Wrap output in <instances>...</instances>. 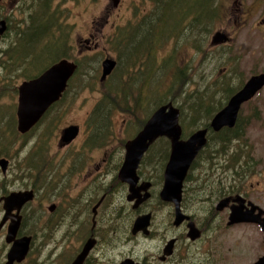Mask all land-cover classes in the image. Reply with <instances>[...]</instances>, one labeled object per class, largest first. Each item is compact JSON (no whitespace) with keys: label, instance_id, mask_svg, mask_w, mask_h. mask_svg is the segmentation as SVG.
Masks as SVG:
<instances>
[{"label":"rangeland","instance_id":"rangeland-1","mask_svg":"<svg viewBox=\"0 0 264 264\" xmlns=\"http://www.w3.org/2000/svg\"><path fill=\"white\" fill-rule=\"evenodd\" d=\"M224 1H226V21L223 20ZM234 1L217 0L218 14L211 29L205 31L204 36L195 29L189 41L171 38L156 49L153 80L157 84L162 79L157 89L162 88L163 83L178 74L180 77L187 78V86L190 90L194 91L199 88L200 91H203L200 107L216 108L219 101H222V105L226 103L227 98L225 96H228V88L236 90L253 72L261 68L264 69V25L259 26V20L264 10V0H238L241 1L242 24L233 23L234 13H236L232 10L236 7L232 5ZM55 5V9L60 12L62 30L69 35L68 39L72 47L71 56L73 58L83 56L90 58L93 56V59L86 61L90 60L94 67L95 64H98L94 71L96 76L91 79L92 87L80 88L83 84L81 78L74 79L64 96L52 108L51 116L42 119L27 136H22L20 139V135L17 136L16 132L14 135L6 134L7 144L1 145L0 154L11 160L6 181L8 191H13L16 189L15 187L20 186L21 179L17 178L18 176L25 172L30 173L31 166L29 165L28 168L24 166L27 162L23 160L28 156L30 159L38 157L40 170H45L51 176L58 174L64 178L67 170H72L71 175H73L75 170L79 168V164H86L85 167L88 169L89 163L92 165L101 163L102 154L106 153L105 169L107 167L112 169L108 170L107 173L103 170V174L104 178L106 174L109 178L114 174L121 154L124 153V143L141 129L138 124L139 120H145L147 117V108L141 109L139 107L137 110L132 108L133 113L122 112L121 110L113 111L110 115L113 135L107 136L103 144L102 142H95L94 145L88 143L91 128L87 126V118L102 93L101 83L103 81L99 78L101 74L100 63L105 57H112L117 63V51L113 49L112 46L114 45L110 43L109 39L115 38L116 32L122 27L132 28L134 22L152 9L153 2L151 0H56ZM225 22L226 32H230L232 37L229 45H226V48H210L206 43L215 31L213 28L218 25L219 29H222ZM195 35H197L200 43L198 50L201 52L199 54L196 53L192 45ZM225 50H229L230 54L228 69L224 68L226 67ZM6 60L9 59L6 58ZM7 61L6 70L3 69L5 92L4 96L0 98V105L6 110L8 116L11 113L10 118L8 117V123H10L12 112L17 108L18 85L25 78L24 75H16L12 71V67L7 65ZM145 78H148V73L144 75ZM188 103L191 104L192 102L188 101ZM204 118L201 119L204 122L209 123L211 120L206 115ZM70 124L79 125L80 132L69 146H59L61 131ZM201 127L203 125L197 126L194 130ZM234 128H236L238 136L230 138L227 142L226 155H217L213 158L216 166H212L210 164L212 161H207L205 156L214 146L211 143L209 145L211 149L207 147L205 152L196 159L197 164L189 167V177L185 180L184 207L187 212L194 215L201 227H205L203 239L188 246V255L195 253L198 258L203 256L209 264H253L257 257L264 254L262 242L264 233L254 223L227 225L228 217L225 211L218 214L215 223H212L211 220L213 205L216 204V190L221 185L224 188L227 184V181L223 180L224 175L233 174L235 169L240 174L244 172L237 167L240 166L242 155L253 154L254 156V160H249L256 165L249 170L254 169L256 174L246 183V189H249L250 199L264 208V87L251 101L242 105L238 125ZM191 132L186 135L188 136ZM226 134L229 132L226 131ZM214 138L216 139L215 136ZM83 154L87 155L85 159L80 156ZM233 154L238 158L234 163V169L230 167V170L226 169V172L222 174L217 164L222 162L223 157L231 159ZM147 158L150 159L144 161L139 170L144 175L159 176L158 171L162 164V153H160L159 147H155ZM245 176H247V171ZM236 177L242 179L239 174H236ZM219 179L223 182H220ZM249 183L252 186H249ZM213 186L215 189L211 192ZM47 187L44 192L40 189L41 192H38L35 202L31 203L39 216L38 223L41 228L40 232L43 234L42 238L39 237L38 240L40 247H38L37 254L33 255L34 257L36 255L35 260L37 262L35 264H48V251L52 246L51 239H60L59 234L64 231V226L60 224H56L55 229H43L48 216L47 206L51 204L50 202L57 200V195L64 193L63 183L55 191L54 188L49 187L47 189ZM154 187L153 194H155L156 189H159V185L156 183ZM116 195L120 207V204L126 201L124 192L118 191ZM157 201L159 200L155 195L148 204L141 208L145 212L152 211L155 214L152 224V230L155 234L146 241L139 238L135 244L136 247H134L138 251L143 248L153 251L157 240L162 237L159 236V231H163V225L168 222L167 208L163 207L162 204L158 205ZM126 210L127 206L124 209V216L118 215L107 223L104 221L101 223V226L105 228V235L116 232L117 236L111 235L110 237L114 242H120L126 237L127 230L125 227L128 223L132 224L133 219L138 215L136 210ZM122 244L123 242L120 243V245ZM201 245L210 248L209 255L200 253ZM119 250L121 249L119 248ZM105 253L108 254V251Z\"/></svg>","mask_w":264,"mask_h":264},{"label":"flooded vegetation","instance_id":"flooded-vegetation-1","mask_svg":"<svg viewBox=\"0 0 264 264\" xmlns=\"http://www.w3.org/2000/svg\"><path fill=\"white\" fill-rule=\"evenodd\" d=\"M55 2L56 0H0V24L2 25V26L0 25V29L2 30L0 33V98L4 96L3 94L5 92V85H4L5 75L3 74V69L6 70V61H7L6 58L8 59L9 49L13 46H19L21 41H18V39H26V42L24 44L30 45L29 37L22 36V34L24 33H35V32L37 33L38 31H43V30L47 31L53 28L54 10L56 7ZM232 5L234 7L236 6L235 8L232 9L236 12L234 13L233 23L242 24L243 21L241 20V13H242L241 1L235 0ZM223 14H224L223 20L226 21V1H224ZM259 22H260L259 26L264 25V10ZM213 31L223 32L227 36V41L225 43L224 42L212 43L211 35H210L209 39L208 37L206 38V40L208 39L206 44L209 45L210 48H217V47L226 48V45H229V41L232 38L231 33L226 32V22L224 28L219 29L217 25L213 28ZM32 38L33 37H31V39ZM192 45L193 48H195L196 53L199 54V52L201 51L198 50V46L200 45V43L197 38V35L193 37ZM224 55H226V67L224 68L228 69V65L230 64L229 50L227 51L225 50ZM262 72H264V69L261 68L260 70L253 72L251 75ZM23 80H28V79H22L20 82H22ZM244 83L245 82H243L242 85L240 84L236 90L230 88L227 89L228 96L226 103L228 102L230 97L243 86ZM259 91L260 90H258L254 96H256ZM254 96L248 101L242 103V105L251 101L254 98ZM242 105L240 106L233 127H226V128L232 129L236 125H238L240 119V110L242 108ZM45 113L42 115V117L45 115ZM10 116L11 113L8 116L6 110H4L3 106L0 105V152H1V145L7 144L6 134L14 135V133L16 132L15 134L17 136L20 135L19 138L21 139L22 136H27L34 128H36L42 118L41 117L39 121H37L34 125H32L27 131L20 132L17 129L16 110L12 112V120L10 123H8V119L10 118ZM203 127L208 128V132H207V142H208L209 132L211 131L217 132V131H213L209 127V125ZM79 132H80V126L78 125V134ZM78 134L76 135V137L78 136ZM76 137L69 143L63 144L59 141L58 142L59 146L60 145L65 147L69 146V144L72 143L76 139ZM182 138H186V137H182ZM169 151H170V144H169ZM102 155L103 158L101 163L96 165H92L91 163H89L88 164L89 170L86 169L85 167L86 164H79V168L76 169L73 174L74 176L71 175L72 170L71 171L67 170L65 172L64 178L58 174L51 176L45 170H40L38 168V164H39L38 157L32 159H30L29 156L25 159L22 158L27 162L26 164H24V166H26L27 168L29 165L31 166V170H29L30 173L28 174V172H25L22 173V175L18 176L17 178L21 179L20 186L15 187L16 189L13 191H8L6 189V181H7L8 170L10 169L9 167L11 166V160L7 156L0 154V159L4 158L8 161L7 168L4 172L0 167V264H26L27 262L29 264H35L37 262L35 260L36 255L35 257L33 255L37 254L38 247H40V245L38 244V240L39 237L42 238L43 234L42 232H40L41 228L38 223L39 216L35 212V208H33L31 203L33 204L35 202L38 192H41V190L44 192L47 186H48L47 189L49 187H52L54 188L55 191V189L58 188L61 183H63L64 193L62 192L60 195H57L56 196L57 200H55L54 202H50L51 204L47 206L48 216L43 226V229L46 230L47 228L55 229L54 226L56 224L58 225L60 224L61 226H64L63 233L59 234L61 238L51 239L52 246L48 251V259H47L48 264H74L79 254L84 250V248H86L87 244H90V248L88 249L84 258L82 259V261H80L79 264H205L207 263L206 258H203V256L198 258V256L195 253L192 255H188L189 253L188 246L192 243L200 242L203 239V235L205 231V227L203 226L201 227V225L195 220L194 215L190 212H187L184 207V203H185L184 186H185V180L187 179L188 176V172L183 181L182 195L180 201L181 212L182 214L188 216V218H185L184 220L181 221V223L176 225L174 223V215H175L174 203L161 199L159 194L160 190L163 187L164 169L169 158V153L165 158L166 159L165 162H163L164 166H162V168L160 167L161 169L158 171L159 176L144 175V173L139 170L141 166V161H140V164L137 169V175H138L137 186L143 182H150V187H149L150 195L137 207L133 206L134 201H129L127 199L129 185L126 182L121 181L118 177V171L122 164L124 153L121 154V158L116 165V169H114V174H112L109 178H107L108 174H106L104 178L103 170H105L107 173V171L111 170L112 168L109 169L107 167V169H105V165L107 163L105 157L106 153H103ZM80 156L84 157L85 159L87 155L83 154ZM242 156H243L242 159L244 160H248V159L254 160L253 154L242 155ZM249 164L252 167H255L256 165L252 163ZM236 174H239V176H241L242 179L236 177ZM255 174L256 172L254 169L248 170L247 176L244 177V175H246V171L244 172V174H240L239 171L235 169L233 174H229L227 176L224 175L223 180L227 181L226 185H228L229 187L226 188L225 186L224 187L225 191L221 194L216 193L215 202L217 204L219 200L226 197H229L230 200L228 202V205L221 210H217L216 204L214 203L213 211L211 214L212 223H215L217 221L218 214L221 212L225 211L228 217L230 206L236 203L233 200V198H235L236 196L243 197L245 199L244 204L247 207L249 206V203H253L254 205L264 209L259 204L253 202L250 199L249 189L248 188L246 189V185H247L246 183L249 181L250 178L254 177ZM156 183L159 185V189H156L155 194H153L152 191H154L155 189L154 185ZM249 186H252V184L249 183ZM90 188H92L91 191H89ZM19 191L21 192L31 191L32 198L26 200L21 205L18 211L14 209L11 211L9 215L4 216L5 214L4 198L11 192H19ZM118 191L124 192V198L126 200L120 204V207L118 206L119 203L117 201L119 200L116 195ZM94 193L96 194L93 195ZM155 195H157V198L159 200L157 201V204L158 205L162 204V206L167 208L168 210L169 213L168 222H166L163 225V231H159V236L162 237L160 240H157V243L155 244L153 251L146 248L140 249L138 251L137 249H134V247H136L135 244L138 242V239L142 238L143 240L146 241L148 240V238L153 237L155 234V232H153L152 230L153 218L155 214L152 211L145 212L141 210V208L146 204H148L151 198L154 197ZM125 206H127L126 211L136 210L138 211V215L144 213H150L151 214L150 224L147 228V233L141 230L133 233L132 226L134 220L138 216L137 215L133 219L132 224L128 223L127 226L125 227V229L127 230L126 237L120 240V242H114L113 239H111L110 237L111 235L117 236L116 232H112L110 234L107 233V235H105L104 234L105 228L101 226V223L103 221L107 223L110 220H112L114 217H117L118 215L124 216ZM261 217H264V212L262 213ZM12 218H17L18 220V226L13 239H11L12 237H9L8 235L9 225L11 223ZM190 222H193L194 226L200 232V236L195 239H191L187 235L189 230L188 223ZM255 225L258 226V228L262 231L261 227L258 224ZM20 238L29 239L26 254L20 260L17 259L11 260L8 255L11 245L15 239H20ZM121 242H123L122 245H120ZM262 242L264 244V237L262 239ZM169 245H171L170 246L171 251L167 252V248ZM119 248L121 250H119ZM105 251H108V254H106ZM200 253H206V255H209L210 248L201 245ZM259 257H257V259ZM223 258L225 260L226 258L225 255L223 256Z\"/></svg>","mask_w":264,"mask_h":264},{"label":"trees","instance_id":"trees-1","mask_svg":"<svg viewBox=\"0 0 264 264\" xmlns=\"http://www.w3.org/2000/svg\"><path fill=\"white\" fill-rule=\"evenodd\" d=\"M151 1L153 2L152 9L134 22L132 28L122 27L116 32L115 38L109 39L110 43L114 45L112 46L113 49L117 51V63L107 78L103 82L101 81V96L92 112L88 115L87 126L91 128L89 145H94L95 142H102L103 144L107 136L113 135L110 118L113 111L121 110L122 112L133 113L134 110L132 108H135V110L139 107L141 109L147 108V119L157 106L171 101L180 109L179 121L182 127V137H187L186 134L194 131L197 126H208L209 123L201 119L205 115L208 119H211L214 113L226 104L222 105V101H219L216 108L200 107L203 91H200L199 88L194 91L190 90L187 86V78L180 77L178 74H174L175 76L170 79L167 78V82L164 81V86L159 89L157 87H159L162 79L157 84L153 80L156 49L171 38L189 41L195 29L200 35L204 36L205 31L211 29L213 21L218 14L217 0ZM61 21L60 12L55 9L53 28L47 31H38L37 33H24V37H29L30 45L24 44L26 39H18V41H21L19 46H13L9 49L7 65L12 67V71L16 75H24L25 79H29L36 77L50 64L61 58L72 59L77 64V68L69 80L66 90L63 92V97L70 88L72 81L76 78H81L83 82L80 88L84 86L92 87L91 79L96 76L94 71L98 64H95L94 67L90 60L86 61L87 59H93V56H91L92 58L87 56L73 58L71 56L72 47L69 43V35L62 30ZM31 37L33 38L31 39ZM147 73L148 78L144 79V75H147ZM225 98L227 97L225 96ZM188 101L192 103L189 104ZM57 103H53L48 108L41 120L51 116L50 112ZM145 120H139L140 128ZM226 131L229 134H226ZM236 136H238L236 128L228 129L225 127L217 133L209 132L208 142L197 158L205 152L207 147L211 149L209 145L213 143L212 145L214 146L205 156L207 161H212L210 163L212 166H216L213 158L217 157V155H226L227 142L230 138ZM155 145L159 147V151L162 153V164L160 167L164 166L163 162H165V158L169 153V141L164 137H159L149 147L141 160V165H143L144 161L150 159L147 156L149 157L153 149L157 147ZM237 159L234 154L231 159L223 157L222 162L217 164L222 171L221 173H225L226 169L230 170V167L234 169V163ZM195 161L192 166L197 164ZM251 162L249 159H242L240 166L237 167L244 172L248 171L252 167L249 164ZM220 182L223 181L220 180ZM227 187L229 186L226 185ZM214 189L213 186L211 192ZM224 191L221 185L216 190V193L221 194Z\"/></svg>","mask_w":264,"mask_h":264},{"label":"water","instance_id":"water-1","mask_svg":"<svg viewBox=\"0 0 264 264\" xmlns=\"http://www.w3.org/2000/svg\"><path fill=\"white\" fill-rule=\"evenodd\" d=\"M1 31L0 29V33ZM225 40H227V36L221 31L214 32L211 37L212 43H222ZM115 65L116 60L114 58L105 57L100 63V80H104L112 72ZM76 68L77 64L73 60L61 58L50 64L36 77L23 80L18 85L16 115L17 129L20 132L27 131L39 121L53 103L60 99ZM263 85L264 72L251 75L243 86L230 97L224 107L213 115L209 127L213 131H219L224 127H233L242 103L251 99ZM179 117L180 110L171 101L165 102L155 108L141 129L132 138L126 140L124 144V158L118 171L119 179L129 185L127 199L134 201L133 206L137 207L150 195V182H143L137 186V169L140 161L149 146L157 138L166 137L169 140L170 151L164 169L163 187L159 194L161 199L174 203V223L176 225L181 223L185 218H188V216L182 214L180 209L183 181L196 156L206 145L208 132V128L201 127L194 130L186 138H182V127L179 122ZM77 134L78 125H68L62 129L59 141L63 144L69 143ZM7 164L8 161L6 159H0V167L3 172L6 170ZM31 198V191L9 193L4 198V216L9 215L14 209L18 211L21 205ZM229 200V197L219 200L216 204V209H223L228 205ZM233 200L236 203L230 206L227 225L255 223L264 232V217H261L264 209H261L253 203H249L247 207L244 204L245 199L241 196H236ZM150 217V213L138 215L134 220L132 232L135 233L141 230L147 233ZM17 226V218H12L8 231L9 237H12L11 239L14 238ZM188 228L187 235L191 239L200 236V232L194 226L193 222L188 223ZM28 240V238H20L13 241L8 253L11 260H20L25 256L28 248ZM170 246H168L167 252L171 251ZM89 248L90 244H87L74 264H79L82 261ZM254 264H264V254Z\"/></svg>","mask_w":264,"mask_h":264}]
</instances>
